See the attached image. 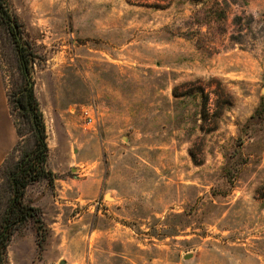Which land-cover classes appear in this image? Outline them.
<instances>
[{"label": "rangeland", "instance_id": "obj_1", "mask_svg": "<svg viewBox=\"0 0 264 264\" xmlns=\"http://www.w3.org/2000/svg\"><path fill=\"white\" fill-rule=\"evenodd\" d=\"M26 87L5 264H264V0H0V221Z\"/></svg>", "mask_w": 264, "mask_h": 264}, {"label": "trees", "instance_id": "obj_2", "mask_svg": "<svg viewBox=\"0 0 264 264\" xmlns=\"http://www.w3.org/2000/svg\"><path fill=\"white\" fill-rule=\"evenodd\" d=\"M8 23L14 30L11 22L8 21ZM19 55L22 67L24 71H27L28 60L26 54L22 49H19ZM16 104L20 111L30 118L32 131L35 134V143L24 161L10 169L8 174L11 198L7 211L0 221V264H5L6 247L14 229L30 218L33 219L35 217L34 220L41 221L40 216L37 217L39 209L23 202L26 187L44 177H48L50 180L54 177L52 171L46 166L48 145L46 143L42 114L32 88L26 87L22 89L21 94L16 98Z\"/></svg>", "mask_w": 264, "mask_h": 264}, {"label": "crops", "instance_id": "obj_3", "mask_svg": "<svg viewBox=\"0 0 264 264\" xmlns=\"http://www.w3.org/2000/svg\"><path fill=\"white\" fill-rule=\"evenodd\" d=\"M2 128H3V126H2V124L0 123V131L2 130ZM2 145H3V143H2V140L0 139V146H1V148H2ZM0 148V149H1Z\"/></svg>", "mask_w": 264, "mask_h": 264}, {"label": "water", "instance_id": "obj_4", "mask_svg": "<svg viewBox=\"0 0 264 264\" xmlns=\"http://www.w3.org/2000/svg\"><path fill=\"white\" fill-rule=\"evenodd\" d=\"M26 73H27V71H26ZM27 76H28V73H27ZM186 257H189V255H187ZM62 264H64V262Z\"/></svg>", "mask_w": 264, "mask_h": 264}]
</instances>
